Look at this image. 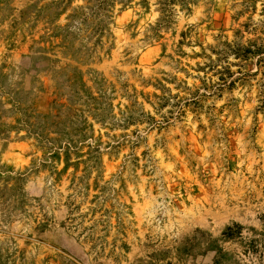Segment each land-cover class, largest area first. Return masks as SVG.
Here are the masks:
<instances>
[{
	"label": "rangeland",
	"instance_id": "rangeland-1",
	"mask_svg": "<svg viewBox=\"0 0 264 264\" xmlns=\"http://www.w3.org/2000/svg\"><path fill=\"white\" fill-rule=\"evenodd\" d=\"M0 264H264V0H0Z\"/></svg>",
	"mask_w": 264,
	"mask_h": 264
}]
</instances>
